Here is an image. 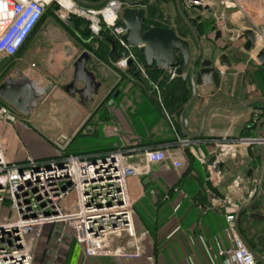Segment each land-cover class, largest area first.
I'll return each instance as SVG.
<instances>
[{
	"label": "crops",
	"instance_id": "0c3cea01",
	"mask_svg": "<svg viewBox=\"0 0 264 264\" xmlns=\"http://www.w3.org/2000/svg\"><path fill=\"white\" fill-rule=\"evenodd\" d=\"M238 1L244 11L238 8L224 9L216 2L214 6L208 7V10H196L197 13H194V8L189 10L195 16L201 17L195 24L197 27L201 23L203 25V17L209 16L210 20L211 17L214 18L217 26L213 30L218 29L221 33L217 39H213V44L226 41L230 34L238 38L233 46L227 44L221 48V53L227 54L232 63L230 67L217 64L218 73L210 85H203L200 78H197L196 97L188 111L189 131L198 129L201 110L209 101L237 104L252 97L264 96V83L259 85L256 80H249L250 68L242 70L245 74L243 72L238 81L242 85L243 81H246L245 85L251 88L250 96L245 95L247 91L240 89L241 85L237 86L235 92L234 87L230 90L225 86L226 72L238 68V64L244 62L241 53L254 52L256 58L257 51L261 48L255 47V50L251 51L243 49L246 41L243 30L253 29L250 18L264 25V0ZM176 13L174 4V14L168 12L170 18L168 21L165 20V13L164 15L162 13L164 23L150 25L175 27ZM46 18L37 24L22 50L12 60L14 76L27 78L16 64L34 40L40 46L47 45L46 43L55 45L46 53L42 52V46L38 49L34 47L28 52L38 54L41 61L52 56V60L63 64L61 68L54 70H48L49 66L44 64V75L34 73L32 78H27L38 95V99L31 102L32 108L29 111L22 113L0 97V105L7 106L17 116L15 124L0 121V141L3 143L6 159L20 161L27 156L47 158L44 157L48 150L46 140L51 142L52 138H47L45 134L50 133L52 128L63 127L66 118L71 119V134L76 133L85 119L89 118V139L92 140L89 143V152L106 151L115 146L140 141L152 147L165 146L172 157L145 166L142 173L130 176L126 180L127 193L133 205L136 234H142L139 256L88 257L80 244L72 242L63 264H212L207 247H215L216 243L223 248L230 246L225 231L226 211L221 206L224 198L228 197L238 205L234 220L236 226L238 211L255 195L260 175L259 145L238 146L234 155L218 162L219 171L215 168L213 174L209 173L206 165L215 160V155L211 152L212 147L205 143L194 146L196 153L202 152L206 155V163L199 162L191 150L181 149L173 144L176 134L164 116L166 108L168 109L170 105L171 118L177 128L176 133L182 135L178 113L173 111L182 104L181 89L184 90L182 87L186 76L171 80L169 75L163 76L158 72L153 76L163 77L164 80L159 84V81L149 78L148 80L156 87L149 90L144 83L140 85L137 79L127 77L126 68L117 65L120 58L117 57L116 50L111 53L106 38L114 36L108 30L103 29L95 34L89 28L87 37L79 33L81 25H78V30L70 25L72 33H69L67 30H58L55 19ZM148 18L151 17L147 15L146 22ZM198 33L201 34L199 30ZM215 33L216 30L213 31L214 37ZM82 51L89 54L86 68L95 77V84L85 92H82L84 83L81 81L73 87L70 86L73 81L74 61ZM133 53L141 61V54ZM4 63L6 60L0 56V69ZM32 64L31 66H34ZM256 65L262 69L258 61ZM258 68L254 74L262 78L263 72H259ZM14 76L13 78L17 79ZM57 76L60 77L59 84L58 80H51ZM163 88L167 89L165 95L162 94ZM253 107L251 105L237 110L210 109L199 138L210 141L223 136L232 139L256 136L255 127L251 126V123L256 121L251 118ZM114 128L117 131H114ZM52 155L50 157L57 156ZM136 161L139 166H144L142 159L136 158ZM248 169L252 170L250 176H247ZM234 180H238L239 186L233 185ZM174 187L181 192L174 191ZM253 211L264 215V196L258 200ZM237 223L251 246L264 257V250L255 238L258 234L264 235V219H250L247 212L242 211L237 217ZM29 240L35 248L36 245L39 246L40 253L46 254L49 244L46 237L38 239L31 235ZM117 244L122 246L125 242ZM221 263L222 258L216 260V264Z\"/></svg>",
	"mask_w": 264,
	"mask_h": 264
},
{
	"label": "built area",
	"instance_id": "2783aa9c",
	"mask_svg": "<svg viewBox=\"0 0 264 264\" xmlns=\"http://www.w3.org/2000/svg\"><path fill=\"white\" fill-rule=\"evenodd\" d=\"M67 1L65 6L61 0H0V56L5 60L14 58L54 3L65 22L80 17L89 22L95 34L106 29L119 38L125 33L120 22L123 6L120 1H109L100 8ZM217 1L224 9L244 11L238 0ZM214 3L215 0H184L187 10L194 6L212 7ZM250 23L256 42L263 45L264 25L251 18ZM128 58L146 75L131 50L117 65L126 68ZM165 117L176 134L173 144L191 150L199 162L205 164L206 155L196 153L194 146L205 143L212 147L215 160L206 165L211 174L219 161L235 154L238 146L264 144V136L237 139L223 136L210 141L186 137L176 133L177 128L166 112ZM0 121L15 124L17 116L7 106L0 105ZM136 158L143 160V167L137 164ZM170 158L165 146L152 147L134 141L106 151L47 159L27 156L20 161H9L0 141V264H63L72 242L80 244L88 257L139 256L142 234H136L126 180L142 173L145 166ZM233 185L239 186L238 180ZM174 191L181 192L176 187ZM221 206L226 211L225 231L230 246L223 248L218 243L215 247L208 246L212 264L219 258H222L221 264H260L237 232L234 220L238 205L225 197ZM31 235L38 239L46 237L49 244L45 256L42 252L37 254L29 240ZM119 242L125 244L120 246Z\"/></svg>",
	"mask_w": 264,
	"mask_h": 264
},
{
	"label": "water",
	"instance_id": "95a60500",
	"mask_svg": "<svg viewBox=\"0 0 264 264\" xmlns=\"http://www.w3.org/2000/svg\"><path fill=\"white\" fill-rule=\"evenodd\" d=\"M78 4L90 8H100L112 0H73ZM122 3L120 10L121 25L125 28V33L119 38H106L111 47V53L116 50L118 58H125L129 51L137 49L142 55L146 67L153 71L169 75L171 77L188 76L190 82V95L178 114V123L182 135L191 138H198L201 136L207 113L210 109L220 108L225 110H237L257 104L259 108L264 109V97H253L246 99L237 104H225L217 101L207 102L200 114V123L196 131H189V117L188 111L196 97V84L199 77L202 84L207 86L213 83L214 75L218 73L217 64L220 66L230 67L231 61L227 54L221 53L217 57V63L209 58H201L202 44L199 35L193 25V22L182 8L181 0H174L176 12L182 20L183 24L190 32V38L181 37L176 30L171 26L149 25L146 27V8L142 5L145 0H117ZM195 10H208V7L194 6ZM200 16H197L199 19ZM169 14L165 13V20L168 21ZM221 31L216 30L215 38L217 39ZM246 41L243 44V49L251 51L256 47V39L254 30L247 28L243 30ZM192 41L196 44V53L193 54ZM89 59V54L82 51L74 61L73 81L70 86H74L77 82H83L84 88L82 92L87 91L95 84L94 74L87 70L86 63ZM216 59V58H215ZM256 60L264 69V44L257 51ZM215 62V63H214ZM133 60L128 58L127 66H131ZM136 76L140 75L136 71ZM144 85L149 90L156 87L152 85L149 80L144 82ZM0 97L7 103L13 106L20 112L29 111L32 108L31 102L38 99L35 89L27 78L6 79L0 83ZM255 127L256 137H262V129H264V115L261 116L255 123H251ZM260 148V175L257 183V188L253 198L245 205H243L236 216L237 232L254 256L260 263L264 264V257L255 250L249 241L243 236L239 230L237 217L242 211H246L250 219L263 220L264 215L257 211H253L254 206L258 200L264 195L263 180H264V144H259ZM60 155V154H59ZM59 155H57L59 157ZM61 157V155H60ZM49 158V157H47ZM220 163L216 165V171H219ZM252 170L248 169L247 176L251 175ZM256 240L261 244V249L264 250V235L258 234ZM260 249V248H259Z\"/></svg>",
	"mask_w": 264,
	"mask_h": 264
},
{
	"label": "rangeland",
	"instance_id": "374dc122",
	"mask_svg": "<svg viewBox=\"0 0 264 264\" xmlns=\"http://www.w3.org/2000/svg\"><path fill=\"white\" fill-rule=\"evenodd\" d=\"M216 4H218L219 6H221L217 0H215ZM182 7L184 9V11H186L188 14L190 13V16L191 17H194V14L189 12V10H187V8H185V5H184V0H182ZM143 6L146 8V17L147 15L150 16L151 18H148V22H146L147 25H150L151 23H164V20H163V16H162V13L164 15V13L166 12H171V14H174V3H173V0H145L144 3H143ZM214 6V4H213ZM231 9V8H230ZM49 10V13H47L46 15V19H55L56 22H57V28L58 30H68V27L69 29H71L70 25H67L66 22L60 17V9H59V6L54 3V4H51L49 6V8L47 9ZM156 10L158 12H156ZM154 13V14H153ZM194 13H197L196 10L194 11ZM202 13V12H201ZM44 18V19H45ZM73 19H76V20H80V21H83L85 24H86V27H87V30L89 31V22L86 21L85 19L83 18H80V17H75V18H72ZM146 20V19H145ZM212 20V21H211ZM211 20L209 18V16H207L206 18L203 17L202 18V22H203V25L202 23L200 25H198V30L200 31V33L202 34V36L204 35V37L201 38V43H202V49H203V55L206 54L207 55H210V54H220L222 51H221V48H223L224 46H226L227 44H230L231 46L234 45V43H236V41L238 40V38L236 37V35H233V34H230L228 35V38H226V41H222L220 42L219 44H213V31L215 30H218V29H215L213 30L217 24L214 20V18L211 17ZM84 27V24H82ZM73 29H79V27H77L76 25L72 24L71 25ZM202 26V27H201ZM79 33L81 35H85V32L82 31V30H78ZM72 33V32H70ZM87 35H89V32L86 33ZM111 34V33H110ZM199 34V33H198ZM200 35V34H199ZM189 38V37H187ZM225 42V43H224ZM47 45H41L43 47V50L42 52L43 53H46L48 51H51V49L54 47L55 43H46ZM262 45V42H256V48H258L259 46ZM39 45V43L37 41H33L30 43L28 49L30 48V50H25V53L23 54L22 58L20 59V61L16 64L17 68L20 70V72H24L25 74H23L24 76H26L27 78H32L33 74L34 73H42L44 75V64H47V66H49L48 70L51 69V70H54L55 68H61L62 67V64L63 63H57L55 62V60H52V56H49L45 59V61H41L39 59V55L38 54H35L34 52L31 53V52H28V51H32L34 49V47L36 49H38V47H41ZM68 47V46H66ZM32 49V50H31ZM255 50V49H254ZM242 51V50H241ZM243 55L242 58H244V62H241L240 64H238V68H235V69H231L230 72H226V76L227 77V84L225 85L227 88H229L230 90L233 89L234 87V92L235 90L238 89L237 86L241 85L240 86V89L242 91H247L245 93V95L247 96H250V90L251 88H248L247 85H245V82L246 81H243V85L240 84V82H238L240 80V75L246 71L244 69H248L250 68L251 70V73H250V78L249 80H256L255 79V76L257 77L255 73V70L258 68L256 63H257V60L255 58V54L254 52H242L241 53ZM21 56V54H20ZM214 56V55H213ZM16 56L13 58L15 59ZM12 59V60H13ZM48 60V61H47ZM34 63V64H32ZM34 65V66H31ZM11 65H12V62H11ZM237 67V66H236ZM146 74H147V77L148 78H151L153 80H156L157 82L159 81V84L163 82L164 79H162L163 77H157V76H153V75H157L156 71H153L152 69L146 67ZM12 67L10 66V70L9 72L7 73H4V75L2 77H5L6 75H10V74H15L14 70L12 69ZM244 70V71H242ZM55 72H53L54 74ZM61 73V72H60ZM60 73H56V75H60ZM245 74V72H244ZM228 75V76H227ZM56 77L55 78H52L51 80H58L57 84H59L60 82V77ZM163 76H165L163 74ZM1 77V78H2ZM19 78H24L23 76L21 77L19 75ZM143 79V78H142ZM140 80L139 81V84L142 85L143 84V80ZM146 80V79H145ZM235 85V86H234ZM237 87V88H236ZM165 93L167 94V89L163 88V91H162V94L165 95ZM166 107H168V105H166ZM165 107V108H166ZM171 106L169 105L168 109L166 108V113L172 117L171 115ZM165 116V115H164ZM71 119L69 118H66L64 119L65 121V124L63 125V127H60V128H52L50 133H46L45 136L47 138H52V141H48L46 140L47 142V155L44 156V157H50V156H53L52 154H56V155H59V154H63V153H66V152H82V151H86V150H89V143L92 142V140L89 139V118L85 119V121L83 122V124L81 125V127L76 131V133L74 134H71L70 131L72 129L71 127ZM86 121H88V123H86ZM82 128V131L79 133L78 131ZM59 133H64L63 135L61 136H58V137H55L56 135L55 134H59ZM70 133V134H69ZM55 135V136H53ZM40 158H43V157H40ZM66 204V202H63V205ZM39 246L36 245V252L38 254L39 252ZM46 249H44V252H45Z\"/></svg>",
	"mask_w": 264,
	"mask_h": 264
},
{
	"label": "flooded vegetation",
	"instance_id": "af4514ba",
	"mask_svg": "<svg viewBox=\"0 0 264 264\" xmlns=\"http://www.w3.org/2000/svg\"><path fill=\"white\" fill-rule=\"evenodd\" d=\"M143 5V4H142ZM182 5V4H181ZM183 6V5H182ZM195 9V8H194ZM46 15L47 14H44L43 15V17H42V19L39 21V23L38 24H40L41 22H42V20L46 17ZM198 16V15H197ZM197 16H195L194 15V17H191V16H188L190 19H191V21L192 22H194V25L197 23V22H199L200 21V19H201V17L199 18V19H197ZM66 24L67 25H70L71 24V20H69V22H66ZM145 25H146V27L147 26H149V25H147L146 24V20H145ZM174 28V27H173ZM36 29V27L33 29V31ZM32 31V32H33ZM67 31H69V33L70 32H72V28L71 29H69V30H67ZM197 31V30H196ZM197 33H198V31H197ZM31 35V34H30ZM199 35V34H198ZM86 36L87 37H89V35H87L86 34ZM111 37V36H110ZM202 37H204V35L202 36V34H200L199 35V38H200V40H201V38ZM190 39H191V37H189ZM215 37H213V39H214ZM202 44V43H201ZM191 46H192V50L193 49H195V52H193V54L194 53H196V44L194 43V41H192V44H191ZM133 52H135V54H140L139 53V51L137 50V49H134V51ZM221 54V53H220ZM220 54H218V55H216V54H210V55H207V56H203V49H202V55H201V58H209V59H211L212 61H217V57L220 55ZM214 55V56H213ZM216 58V59H215ZM13 59V58H12ZM12 59H9V60H6V63H4V65H3V67H1V69H0V79H1V82L2 81H4V80H6V79H14L13 78V76H14V74H10V75H6L5 77H2L3 75H4V73H7V72H9V70H10V66H11V62H12ZM137 61L141 64V66H142V68H143V71H144V74H146V65H145V62H144V59L143 58H141V61H139L138 59H137ZM214 62V63H215ZM126 70L127 71H125L126 73V76L127 77H130L131 79H137V82H139L142 78V80H143V83L146 81V80H148L149 78L147 77V74L146 75H143L142 74V71H141V69H139V68H137L136 67V65H134L133 63L131 64V66H127L126 67ZM136 71H139L140 72V75L139 76H136L135 75V73H136ZM217 75V73L214 75V77ZM2 77V78H1ZM15 78H18V76H14ZM170 77V76H169ZM187 78H188V76H186ZM186 77H185V79H186ZM146 79V80H145ZM176 80V79H178V77H172L171 78V80ZM257 82H259V85H261V82H262V84L264 83V77H263V79H262V81L260 82V81H257ZM257 97H264V96H257ZM253 98V97H252ZM253 108H252V110H251V112H252V117L251 118H253V119H256V121L261 117V116H263L264 115V109H262V108H259V106H257L256 104H253ZM243 234V233H242ZM244 236V235H243Z\"/></svg>",
	"mask_w": 264,
	"mask_h": 264
},
{
	"label": "trees",
	"instance_id": "16d2710c",
	"mask_svg": "<svg viewBox=\"0 0 264 264\" xmlns=\"http://www.w3.org/2000/svg\"><path fill=\"white\" fill-rule=\"evenodd\" d=\"M174 1V0H173ZM184 10V9H183ZM156 12H158L157 10H156ZM47 13H49V10H47L46 12H45V14H47ZM185 13L189 16L190 14H188L186 11H185ZM154 14V13H153ZM43 17V16H42ZM174 22H175V27H174V29L176 30V32H177V34H179L181 37H184V38H187L188 36L190 37L191 35H190V32H189V30H188V28L183 24V22H182V20L180 19V17H179V15L176 13V15H175V20H174ZM72 24H74V25H76L77 27H78V25L80 26H83L82 24H84V27H82L81 29H79V30H82V31H84L85 32V35H86V33H88L89 31L87 30V27H86V24L83 22V21H80V20H76V19H73V20H71V25ZM193 25H194V22H193ZM195 26V29L198 31V27L196 26V25H194ZM68 30H69V27H68ZM22 48H23V46L21 47V49L20 50H22ZM19 50V51H20ZM141 58H143L142 57V55H141ZM259 69V72H263L262 74H263V77H264V71L261 69V68H258ZM258 75V74H257ZM262 77V78H263ZM262 78H260V76L258 75L257 77L255 76V79H256V81H262ZM183 82H184V84H183V89L184 90H182L181 89V91H183L182 93H183V97H182V104L180 105V107L178 108V109H176L175 111H173L174 113H178L179 114V112L181 111V109H182V106H183V104L186 102V100L188 99V97H189V95H190V88H189V86H190V82H189V79L186 77V79L185 80H183ZM261 84H262V82H261ZM180 92V91H179ZM86 123H88V121H86ZM82 131V128L78 131L79 133ZM111 149H113V148H111ZM101 151H103V150H101ZM93 152H99V151H93ZM82 153H92V152H89V150H86V151H82V152H79V153H77V152H71V153H69V152H66V153H63V154H60L61 156H63V155H67V154H82ZM60 155H59V157H60ZM58 157V156H57ZM44 159H47V158H44Z\"/></svg>",
	"mask_w": 264,
	"mask_h": 264
},
{
	"label": "bare ground",
	"instance_id": "6f19581e",
	"mask_svg": "<svg viewBox=\"0 0 264 264\" xmlns=\"http://www.w3.org/2000/svg\"><path fill=\"white\" fill-rule=\"evenodd\" d=\"M62 1V3L65 5V6H67V4H68V1L67 0H61Z\"/></svg>",
	"mask_w": 264,
	"mask_h": 264
}]
</instances>
